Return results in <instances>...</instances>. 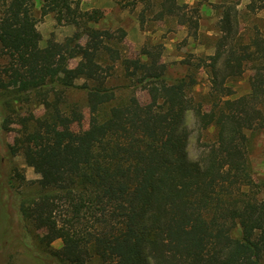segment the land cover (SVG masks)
<instances>
[{
    "label": "trees",
    "instance_id": "1",
    "mask_svg": "<svg viewBox=\"0 0 264 264\" xmlns=\"http://www.w3.org/2000/svg\"><path fill=\"white\" fill-rule=\"evenodd\" d=\"M137 3L140 23L151 12L196 34L195 7L177 0L121 5ZM42 4L56 23L74 26V40L40 45L34 0H0V137L16 124L11 142L1 137L0 145L38 174L27 192L0 180V197L6 187L13 195L17 222L10 233L41 264H86L92 257L100 264H264V196L249 176L247 154V132L264 126L259 29L243 37L229 8L222 11L208 57L209 90L196 101L193 74H165L158 45L127 56L118 47L124 31L116 38L91 26L100 9H82L77 0ZM110 59L128 82L108 81ZM246 65L248 90L231 96L230 81ZM124 88L128 93H119ZM29 102L42 112L16 111L14 103ZM188 110L198 130L212 128L213 135L198 139L193 161L186 151ZM56 239L61 245L52 247Z\"/></svg>",
    "mask_w": 264,
    "mask_h": 264
},
{
    "label": "rangeland",
    "instance_id": "2",
    "mask_svg": "<svg viewBox=\"0 0 264 264\" xmlns=\"http://www.w3.org/2000/svg\"><path fill=\"white\" fill-rule=\"evenodd\" d=\"M77 1L82 9L98 8L101 10L102 17L91 23L94 29L110 32L116 38L120 34V30L124 31V35L118 43V47L123 54L136 57L140 54L142 47L156 50V45H158L161 50L158 61L164 68L165 74L174 77L185 72L192 73L195 83L190 88V94L196 101L203 100L205 93L209 90V73L207 69L210 59L208 57L213 53L215 38L220 34L218 20L224 9L229 8L232 16H235L239 22L237 25L238 33H241L243 37H247L250 32H253V27L258 28L264 37V0H177L179 3H186L189 8L193 6L197 9L195 15L198 20L196 34L188 32L186 27L179 24L174 18L152 19L151 12L146 13L144 21L140 23L138 15L142 8L141 3L130 7L129 5H121L124 0ZM248 4L253 5L254 10H251ZM34 13L37 18L36 27L40 34V45H44L49 38L59 42H70L76 38L74 26L56 23L52 13L45 12L42 0H34ZM79 40L83 43L85 35ZM3 61V57L0 55V65ZM75 61L71 60L70 64L73 65ZM107 61L112 65L108 81L112 84L128 82L123 76L119 61L115 59ZM250 74L251 69L246 65L242 76L230 81L234 91L231 96H238L247 92V77ZM77 81L80 82L81 80ZM128 90V88H124L119 93L125 94L128 93ZM134 92L141 102L148 100L145 91L136 88ZM14 107L16 111L19 110L22 114L26 113L29 108L36 114L41 113L43 110L41 106L30 102L27 104L14 103ZM87 118V108L82 106V124L84 126ZM185 126L188 130L187 157L193 161L197 159L200 150L198 139L211 140L213 138L212 128L200 132L191 110L185 113ZM10 127L12 128L1 133L5 143L11 142L15 134L16 124H11ZM247 136L249 176L259 187L258 195L263 197L264 126L247 132ZM37 177L38 174L24 162L21 155L8 156L0 145V180L4 179L6 183L10 181L12 191L27 192L31 190L34 185L32 181ZM8 189L9 187H6V194L0 197V264H41L33 258L23 240L11 234L16 230L17 220L16 213L11 206L13 195L10 192L8 193ZM6 228L9 232L4 231ZM28 230L32 237L38 233L29 224ZM1 233L4 234L1 235ZM51 245L52 247H59L61 241L56 239ZM86 264L100 263L96 257H92Z\"/></svg>",
    "mask_w": 264,
    "mask_h": 264
}]
</instances>
